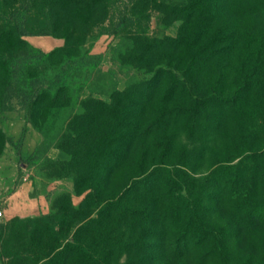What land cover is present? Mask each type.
Segmentation results:
<instances>
[{"label":"trees","instance_id":"trees-1","mask_svg":"<svg viewBox=\"0 0 264 264\" xmlns=\"http://www.w3.org/2000/svg\"><path fill=\"white\" fill-rule=\"evenodd\" d=\"M177 9L179 34L164 45L182 77L161 69L80 117L97 130L96 142L83 136L84 155L100 176L123 170L127 185L99 210V226L71 221L47 264H264V0ZM24 35L19 26L6 33L17 43Z\"/></svg>","mask_w":264,"mask_h":264},{"label":"rangeland","instance_id":"rangeland-1","mask_svg":"<svg viewBox=\"0 0 264 264\" xmlns=\"http://www.w3.org/2000/svg\"><path fill=\"white\" fill-rule=\"evenodd\" d=\"M187 1L0 0V264H47L71 221L99 226V210L120 196L127 176L97 173L81 147L83 136L96 142L97 130L80 117L99 103L111 106L161 69L182 77L164 44L177 38V8ZM17 26L25 34L18 43L6 36ZM51 39L71 45L52 53ZM177 55L182 68L189 51ZM161 78L163 90L169 79ZM93 235L79 240L92 244Z\"/></svg>","mask_w":264,"mask_h":264},{"label":"crops","instance_id":"crops-1","mask_svg":"<svg viewBox=\"0 0 264 264\" xmlns=\"http://www.w3.org/2000/svg\"><path fill=\"white\" fill-rule=\"evenodd\" d=\"M62 45H63V41L61 39H51L48 42V50H53L54 48L61 47Z\"/></svg>","mask_w":264,"mask_h":264},{"label":"built area","instance_id":"built-area-1","mask_svg":"<svg viewBox=\"0 0 264 264\" xmlns=\"http://www.w3.org/2000/svg\"><path fill=\"white\" fill-rule=\"evenodd\" d=\"M2 213L0 212V217H1Z\"/></svg>","mask_w":264,"mask_h":264}]
</instances>
